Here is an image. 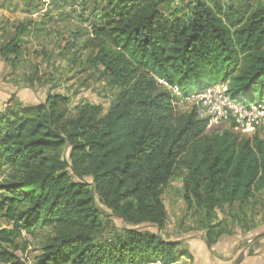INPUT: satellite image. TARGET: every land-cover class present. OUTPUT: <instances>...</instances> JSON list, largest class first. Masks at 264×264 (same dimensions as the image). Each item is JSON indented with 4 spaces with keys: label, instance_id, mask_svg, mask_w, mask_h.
<instances>
[{
    "label": "trees",
    "instance_id": "1",
    "mask_svg": "<svg viewBox=\"0 0 264 264\" xmlns=\"http://www.w3.org/2000/svg\"><path fill=\"white\" fill-rule=\"evenodd\" d=\"M71 1L88 22L87 63L119 91L106 112L72 106L60 92L0 110V211L11 223L0 229V264H23V232L44 233L33 264H174L187 250L138 226L164 228L162 193L177 170L186 171L182 201L201 213L209 246L224 231L212 223L217 210L264 191L257 131L209 133L195 105L176 106L212 82L236 101L264 104V2L106 0L90 9L95 0ZM27 34L18 25L0 45L12 68L51 57L30 50ZM96 199L124 223L109 239H97L105 225Z\"/></svg>",
    "mask_w": 264,
    "mask_h": 264
},
{
    "label": "rangeland",
    "instance_id": "2",
    "mask_svg": "<svg viewBox=\"0 0 264 264\" xmlns=\"http://www.w3.org/2000/svg\"><path fill=\"white\" fill-rule=\"evenodd\" d=\"M105 1L95 0L89 8H104ZM226 1L234 4L245 2ZM80 8L79 3L71 0H0V45L14 36L18 25H24L28 30L25 36L27 47L33 51L43 48L51 54L49 61H37L36 69L28 60L20 61L12 68L0 57V110L39 103L45 99L47 92H60L70 96L72 106L89 102L101 106L103 112L107 111L119 90L86 61L88 49L83 44L89 36L88 22L82 20ZM67 41L73 44L72 47H62L63 42ZM220 85V82H212L209 88L215 94H222ZM216 98L212 101H219L218 95ZM195 103L191 99H181L176 106L188 110ZM200 103L198 108L202 116H208V110L219 105L217 103L207 108L202 101ZM223 129H231L246 137H251L257 131L264 142V117L254 119L251 111L246 112L245 116L231 114L224 120H217L208 126L207 132H220ZM60 153L67 159V148ZM185 178L186 171L177 170L163 189L162 198L167 211L164 228L158 230L150 224L138 227L155 232L166 240L176 241L182 249L187 250L188 257H181L174 264H233L238 256H241V260L237 264H264V235L253 239L264 232V191L241 208L234 204L217 210L212 223L216 229L222 227L224 231L209 246L201 226L204 223L201 213L188 209L182 201ZM85 180L91 182L90 177ZM2 194L0 190V199ZM96 207L105 225L97 239H109L124 227V223L112 216L98 199ZM8 226L11 223L0 211V229ZM43 234L22 233L16 251L21 263L33 264L39 254Z\"/></svg>",
    "mask_w": 264,
    "mask_h": 264
},
{
    "label": "built area",
    "instance_id": "3",
    "mask_svg": "<svg viewBox=\"0 0 264 264\" xmlns=\"http://www.w3.org/2000/svg\"><path fill=\"white\" fill-rule=\"evenodd\" d=\"M221 88L223 89L222 94H215L211 91V88H206L203 91L192 94L189 99L194 100V105L197 107L203 102L204 105H207V108H210L212 105L219 103L215 108H210L208 110V126L215 123L217 120H224L228 118L231 114L245 116L246 112L251 111L253 113L254 119H260L264 117V104L260 102H240L232 99L230 95L226 92L227 87L225 84L221 83ZM176 90V88H174ZM216 95L219 97V101H212L217 99ZM200 99V100H199ZM199 103V104H198ZM198 104V105H196ZM200 113V112H199ZM201 115V114H200ZM202 116V115H201Z\"/></svg>",
    "mask_w": 264,
    "mask_h": 264
},
{
    "label": "water",
    "instance_id": "4",
    "mask_svg": "<svg viewBox=\"0 0 264 264\" xmlns=\"http://www.w3.org/2000/svg\"><path fill=\"white\" fill-rule=\"evenodd\" d=\"M264 235V232H262V233H260V234H257L256 236H254V240L255 239H257V238H259V237H261V236H263ZM241 260V256H238L237 258H236V260L234 261V263L233 264H237L239 261Z\"/></svg>",
    "mask_w": 264,
    "mask_h": 264
}]
</instances>
